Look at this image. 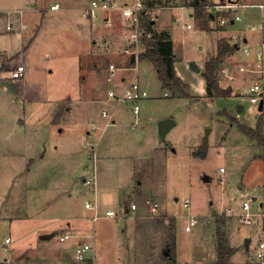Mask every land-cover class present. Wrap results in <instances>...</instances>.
<instances>
[{
    "label": "rangeland",
    "instance_id": "1",
    "mask_svg": "<svg viewBox=\"0 0 264 264\" xmlns=\"http://www.w3.org/2000/svg\"><path fill=\"white\" fill-rule=\"evenodd\" d=\"M1 1L14 8L20 6L16 2L24 0ZM51 1L30 0L24 8H48ZM194 1L153 0L159 6L150 8L147 15L156 20L160 6L170 7L159 16L158 24L170 31L178 75L193 84L196 93L183 88L187 97L180 96L179 90L162 87L154 65L140 60L143 59L140 51L135 68L123 67L133 65L123 49L122 52L120 48L110 52L107 49L97 61L100 72L91 73L92 60L86 56L84 69L81 67L82 72L75 75L76 55L80 56L82 44L76 43L66 27L63 33H57L55 28L51 51L35 62L36 69H46L45 76L35 72L27 82V92L11 83L7 74L10 71L11 76V70H0V259L7 257L6 264H72V254L65 246L67 241H58L63 232L69 237L78 233L81 241L92 243L94 239L98 264H206L217 256V226L228 245L237 249L231 264H261L255 258V250L264 241V224H243L239 212L247 195L252 198V212L258 211L259 203L264 201V144L248 137L238 124L254 129L261 122L264 139V111L251 105L245 89H241L250 79L247 71L256 70L252 59L263 41L258 26L262 24L264 28V7L259 8L264 0H213L217 1L214 4L206 0L208 5L202 8L200 16L194 13ZM111 2L113 8L122 4L120 0ZM230 3L234 4L239 20L220 25L219 11L211 18L209 11L218 9L219 4L227 8ZM98 18L90 20L96 23ZM83 19L85 26L91 25L88 18ZM186 24L191 28H185ZM252 25L257 29H250ZM220 38L239 46L216 69L222 88H230L231 92L234 87L241 89L230 104L219 99H202L199 93L205 66L202 58L208 60L215 55ZM6 44V37L0 36V46ZM244 47H248L249 56L243 53ZM245 57L251 60L246 61ZM110 63L118 68L109 75L113 79L106 81L103 71ZM195 66L200 70L195 71ZM49 69L52 72H47ZM134 78L146 90L147 97L139 101L138 119L132 127L136 120L130 104L116 103L107 96V91L118 79L122 81L118 91H122ZM46 88H51L48 101L61 103L63 98L80 96L90 99L86 107L94 116L88 115L83 107L76 113L62 115V106L59 113L51 115L45 110L46 103L36 105L23 99L25 93L30 97L33 90L41 92ZM237 101L245 106L242 112L233 105ZM102 109L113 113L114 123L100 129L101 134L98 128L82 137L81 133L90 129L92 118L102 125L98 116ZM164 118L174 123L160 140L159 122ZM135 135L138 138L134 139ZM204 140L208 144L206 156H194L192 152ZM135 145L143 148L147 145L150 158L135 162L131 182L123 185L125 181L121 180L128 175L127 163L118 157L133 153ZM92 152L96 158L100 212L111 207L118 213L95 223L90 218L91 211L83 207L84 200H92L94 193L81 183L92 169ZM117 184L122 186L118 188ZM106 186L113 188L108 194ZM185 199L187 206L183 205ZM147 200L158 203L155 213L148 209ZM130 202L138 207L133 212L124 208ZM190 217L195 223L186 231L184 227ZM172 219L174 222H170ZM92 232L94 238L86 236ZM42 233L51 235L41 240ZM6 236L11 243L4 250L1 242ZM164 251L170 259H162Z\"/></svg>",
    "mask_w": 264,
    "mask_h": 264
},
{
    "label": "crops",
    "instance_id": "2",
    "mask_svg": "<svg viewBox=\"0 0 264 264\" xmlns=\"http://www.w3.org/2000/svg\"><path fill=\"white\" fill-rule=\"evenodd\" d=\"M29 1L30 0H24V1L16 2V3H20V4H18L20 6H15L14 8H10L9 6H11V5L8 4L9 6H5L4 2H2L0 0V36H5L6 41H7L6 46H4L3 48H2L3 45L0 46V70H2L4 68L6 70H11L17 64H22L24 66V70H23L22 76L19 79H13L9 75L10 71H8L7 74L10 77L11 83L15 86V88L16 87L19 88L20 86H22L24 88V92L27 90L26 88H27L28 80L32 77V75L35 72H41L42 76H45V73H46L45 70L46 69H41V68L36 69L35 66L37 65V63H35V62L37 61V59H40L43 56L46 57V55H47L46 53H48V51H51L50 50L52 48L51 41L54 38L55 28L58 29L57 33H63L64 30H62V29L66 27V29L69 30L68 32L71 33L72 37H74L76 39V43L81 42V44H82V49L79 50V52H78L80 56L76 55L77 61H75V63L77 64V66H76L77 72H75V75L82 72L81 67L82 68L84 67L83 66L84 59H85L84 57L87 56L92 60V62L90 64H92L93 66L91 65L90 71L92 74H95L96 72H100V69L97 71V66H98L97 61L100 60V54L101 53H106L107 49L109 50L108 52H110V50L111 51H114V50L117 51L118 48H120V52H122V49L127 44L126 43V37H127V33H128L129 29L124 24H122V15H121L119 6L116 8L108 9V10L96 9V11L98 13L97 16L99 17L98 18L99 20L96 21V23H95L94 21L90 20L92 18H89L88 16H85L83 14L84 11H86L87 9H89L91 7L92 0H90V1L89 0H53L50 2V5L48 8L47 7L46 8H39V7H35V6L24 8L25 5L27 4V2H29ZM110 1H114V0H110ZM125 1L126 0H120L119 4H121ZM126 2H128V1H126ZM209 2L212 4H214L215 2L217 3V1H213V0H209ZM30 3H29L30 5H35L34 2H30ZM155 3H157V2H153L152 8H157L159 6V4L156 5ZM210 3H209V5H210ZM51 5H57V6L54 8H51ZM207 5H208V2L206 3V6ZM223 5L224 4H222V5L219 4L216 7L218 9H216L215 11H209L212 19L215 18L214 12L219 11L220 14L222 13V10L225 9V7L223 8ZM263 7H264L263 4L259 5V8L261 10L263 9ZM167 8H170V7L162 8L160 6L159 7L160 10L157 13V19L156 20H154V18H152V19L154 21V27L156 28L157 32H163L164 31L167 34L168 39L171 40V35H170L169 29L167 27L161 25L160 23L158 24L159 16ZM16 9H18V10H16ZM83 16L85 18H88V20H89L88 22H91L90 23L91 25H86V26L84 25L83 21H85V19H83L84 18ZM49 19H53V21L49 22L48 21ZM55 21H59V22L61 21L64 23V25H58V24H56ZM47 24H49L48 27H47ZM52 24H54V25L50 26ZM7 25H11V27L8 29ZM185 28H187L186 25H185ZM258 28L261 30L259 37L261 38V40L264 41L263 25L261 24L260 26H258ZM256 29H257V27L255 29H252V30H256ZM9 34H13L14 36L9 35ZM48 37L50 39H44V38H48ZM244 41L247 42L248 38L245 37ZM171 42H172V40H171ZM245 44H247V43H245ZM236 45H237V47H236V50L234 52H237V50L239 48L237 43H236ZM84 47L87 48V50H85ZM143 47H144V45H140V47H139L140 52L144 51ZM243 49H242V51L245 54ZM125 55H127L128 57L130 56L128 54H125ZM246 56H249V55H246ZM131 59H132V57L130 56V63H131ZM140 60H146L149 62L148 59H144V58L140 59ZM176 60L177 59L174 56L173 65H174L175 72L178 75L177 70L175 68ZM245 60L250 61L251 59L250 58L248 59V57H245ZM14 61H15V63L13 65H11V63H13ZM202 61L204 64V62L206 61V57H203ZM252 61H253L252 65L254 66V64H255V66H256L255 59H252ZM81 63H82V65H81ZM131 66H133V65H131ZM131 66L126 65L123 67L126 68V67H131ZM189 70H191V69L189 68ZM47 72H52V70L49 69V70H47ZM103 72L105 73V75H107L106 79H105L106 81H111L113 79L109 76L110 71H109L108 66H106V69ZM247 72H249L251 76L249 77L250 79L247 80V83H245L244 86L241 87V89H243V90L244 89L246 90L249 83L257 76V73L255 71H247ZM156 73H157V71H156ZM179 75H180V73H179ZM246 75H247V73H246ZM179 77L181 78V80L183 82H185L184 78H182L181 76H179ZM0 79H1V75H0ZM200 81H201L200 82L201 83L200 88L202 89V91L200 89L199 93H201L203 95L202 99L203 98L204 99H211L212 98L211 100L219 99L223 103L229 102L228 104H230V100L233 101L237 95H240L238 92L241 89L237 90L234 87L233 88L234 90H232L233 92H230V95L227 97L207 96L206 95V89H205L206 84H205V79L203 76H202V79ZM186 84H187L188 89L190 88V92L192 91L193 93H196L195 91L192 90V88H193L192 83L188 82ZM120 85H122V81H121V79H118V82L116 84H114V86L109 88L108 90L114 89V90L118 91ZM50 89L51 88H46L41 92H38L37 90H33L32 91L33 93L30 94V97L28 96L27 93H25V97L23 99L24 100H26V99L31 100L30 102H32L36 105L46 103V109L45 110L50 111L51 115L52 114L54 115L55 113H59V107L62 106V109L60 111V112H62V115H68V114L76 113L80 110V107H83L88 112L87 113L88 115L94 116V112L88 111L87 110L88 108L86 107V106H88L86 103H89L91 101L90 99L80 96L79 98H76V97L71 98V99L69 98L68 100L63 98L61 103H58V102H60V100L48 101V100H50V98H48L49 97L48 93L50 92ZM245 90H244V93H245ZM231 93H232V96H231ZM226 98H228V99H226ZM48 103H53V104L51 105ZM84 103H85V105H84ZM125 104H127V103H125ZM90 105H91V103H90ZM233 105L236 107L238 112H242L244 107H245L242 103H240L238 101H237L236 105L234 103H233ZM258 105L255 106V107H257V109H258ZM251 109H254V106H253V108L249 107V110H251ZM262 109L264 111V101L262 104ZM262 109L261 110L258 109V110L263 112ZM109 113L111 114V117H109V118H111L113 120L110 124H113L115 121L114 115L112 112H109ZM256 113L257 112H255V114ZM257 114H259V113H257ZM98 116L103 120L102 125L96 124L95 122H97V121L95 120V118H92L90 129H88V128L85 129V131L83 133H81L82 137H84V136L86 137L91 132H95L98 128H99V134H101V132L107 126L110 125V124H108L106 127H103L105 121L107 120V117L101 116V112L98 113ZM252 116L254 118L255 115H252ZM92 125H94L96 127V129L94 131H92ZM135 125L136 124H134V122H133L132 127H135ZM251 125H253V123ZM102 128H103V130L101 131L100 129H102ZM136 138H138V137L135 135L134 139H136ZM168 145L172 146V143L168 142ZM146 147H147V145H145V148H143V145H140V147L135 145V148L132 151L133 153H127L125 155H122L121 157H118L120 160H126V163H127L125 171L128 175L126 176L125 179L121 180V182L125 181V183H122L123 185H125L128 182L129 183L131 182V178L133 177V175L135 174V171H136V163L135 162H137L139 160H148L150 158V155L146 151ZM5 152L7 153V151H5ZM39 156L41 157L42 155H39ZM57 164H59V163H57ZM60 165L62 167H64L63 164H60ZM61 173H62V168H60V174ZM52 175H53V177H55L56 172H54ZM122 184H117V187L118 188L121 187ZM240 187L241 186H239L238 188H240ZM110 189H113V188L106 186L107 194L109 193ZM103 195H104V193H103ZM97 201H99V199ZM99 203L100 202H98V204ZM127 206L128 205H126L124 207L125 211H127L126 210ZM83 207H84V202H83ZM109 208H111V207H109ZM84 209H86V208L84 207ZM99 209H100V204H99ZM86 210H88V209H86ZM91 214H92V212H91ZM91 214H90V218H91ZM63 234H67V233L63 232ZM74 234L75 235L73 237H69V235L67 234L68 237L66 238V240L60 241V242L67 241V244H65V246L68 249V252L70 254H73L74 248L78 244H80L82 242H86V241H81L79 239V237L77 236L78 233H74ZM50 235L51 234L42 233L39 236V239L47 240V239H49ZM86 236H90L91 238H94L93 232L91 235L86 234ZM5 238H7V236ZM5 238L1 242V247L4 250H7V248H8L7 246L11 243V239H10L9 243L5 244L4 243ZM58 241H59V239H58ZM91 242H92L91 244L93 247V254H94V258L92 260L94 261L95 264H98V260L96 258V249H95L94 239L91 240ZM260 242H262V241H260ZM232 256L230 257V260H229L230 264L232 263L231 262ZM71 258H72V256H71ZM100 258H101V256H100ZM0 261H5L7 263L8 258L4 257V258L0 259ZM72 262H73V259H72Z\"/></svg>",
    "mask_w": 264,
    "mask_h": 264
},
{
    "label": "built area",
    "instance_id": "3",
    "mask_svg": "<svg viewBox=\"0 0 264 264\" xmlns=\"http://www.w3.org/2000/svg\"><path fill=\"white\" fill-rule=\"evenodd\" d=\"M57 5H51V8L56 7ZM113 4L110 0H92L91 7L84 11V15L88 16L89 18H95L98 13L96 9L99 10H108L113 8ZM225 7V6H224ZM119 9L121 12V15L123 17V24L128 27V33H127V44L123 48V52L126 54H129L133 58V66H136L138 62V52L140 45L144 43V40L151 39L154 36V33L157 32L156 28L153 27V29L148 28L147 26H144L140 23V17L142 14L146 13L147 15L150 14V9L146 7L144 4V0H130L128 2H123L121 5H119ZM218 22L220 25L226 24L228 21L233 22L234 20H239V16L235 14V6L234 4L230 3L227 5V8L225 7L224 10H222V14L217 16ZM11 25H7V28L9 29ZM187 28H190L191 26L189 24H186ZM251 29H255L256 27L252 25L250 27ZM132 47L134 49H132ZM244 52L246 55H249L248 47H244ZM254 59L256 63V70L257 76L249 83V85L246 88L245 95H247L251 105H258L261 100L264 101V41L260 44V46L257 48ZM110 75H113L115 73L116 68L114 64L110 63L109 66ZM24 66L22 64H17L15 67L11 69V77L13 79H19L23 74ZM107 95L112 98L117 103H129L131 111L133 115L135 116V122L136 124L140 106L139 101L145 97H147L146 90L140 85L139 81L134 78L129 83L126 84V86L123 88L122 91H116L114 89H110L107 92ZM263 111V109H262ZM101 116L107 117V120L104 123L103 127H106L108 124H110L113 120L109 117H111V114L106 111H101ZM96 127L92 125V131H94ZM103 129V128H102ZM92 157V169L90 172L82 177L81 183L85 186H88L91 188L92 192L94 193V198L92 200L88 199L84 201V207L92 212L91 214V220L96 221L101 217H114L116 216L117 210L113 208H107L104 212H100L99 204L96 198V191H97V173H96V167H95V155L94 152ZM223 168H220V171H222ZM251 200L249 195L245 197L244 200L241 202L240 206V217L243 224L251 225L256 222H260L264 224V201L259 203V210L256 212L251 211ZM150 206L148 209L155 213L157 211L158 204L157 202H151L150 200L146 201ZM184 206L188 205V199H185L183 202ZM137 204L134 202H130V204L127 206V212H133L136 210ZM225 211L227 213H230L229 208H225ZM195 223V219L190 217L188 223L185 225L184 229L186 231H189L192 226ZM68 237L67 234H62L59 236V241H64ZM10 239L7 237L4 240V243H9ZM94 258L93 254V247L90 242H82L78 244L73 251L72 264H95L92 260ZM255 258L256 260L264 264V242H259L258 246L255 250Z\"/></svg>",
    "mask_w": 264,
    "mask_h": 264
},
{
    "label": "trees",
    "instance_id": "4",
    "mask_svg": "<svg viewBox=\"0 0 264 264\" xmlns=\"http://www.w3.org/2000/svg\"><path fill=\"white\" fill-rule=\"evenodd\" d=\"M206 0H195L193 3L194 13L197 16L201 15L202 8L205 7ZM147 8L153 7V0H144ZM140 23L150 29L154 27V21L148 17L146 13L140 17ZM144 51L141 52V58L148 59L155 67L157 76L161 82L162 87L171 90H179L180 96L187 97L188 93L183 88L187 87L181 78L176 74L174 69V52L171 40L168 39L167 34L163 32H155L151 39L144 40ZM237 45L231 44L224 38H221L216 43L215 55L205 61L204 71L202 72L206 84V95L211 97H227L230 95V88H222L218 83L216 69L222 62L225 56L231 55L236 50ZM133 58L131 63H133ZM240 130L244 132L251 139L256 140L259 144H264L263 135L261 133V122H257L254 129L242 124H238ZM208 149L207 141H203L201 145L192 152L194 156L205 157ZM174 222V219L170 220ZM220 224L221 220H217ZM264 230V225H263ZM216 241V259L213 262L206 264H230V257L234 254L236 249L228 245V241L221 231L220 226L216 227L215 231ZM162 259H170V256L164 251L162 252Z\"/></svg>",
    "mask_w": 264,
    "mask_h": 264
},
{
    "label": "water",
    "instance_id": "5",
    "mask_svg": "<svg viewBox=\"0 0 264 264\" xmlns=\"http://www.w3.org/2000/svg\"><path fill=\"white\" fill-rule=\"evenodd\" d=\"M199 68L195 66V71H198ZM262 104H263V100H261L259 102V105H258V109L261 110L262 109ZM174 121L170 118H164L162 120H160L159 122V138L160 140H162L164 138V135L166 133V131L168 130V128L173 125ZM245 245L246 247H248V239L246 238L245 239ZM0 264H6L5 261H0Z\"/></svg>",
    "mask_w": 264,
    "mask_h": 264
}]
</instances>
